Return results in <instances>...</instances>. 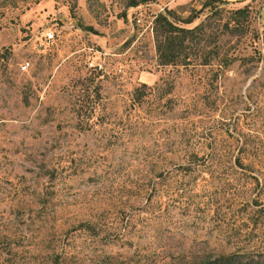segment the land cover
<instances>
[{"label": "rangeland", "instance_id": "374dc122", "mask_svg": "<svg viewBox=\"0 0 264 264\" xmlns=\"http://www.w3.org/2000/svg\"><path fill=\"white\" fill-rule=\"evenodd\" d=\"M130 1L0 0V264H264V0Z\"/></svg>", "mask_w": 264, "mask_h": 264}, {"label": "trees", "instance_id": "16d2710c", "mask_svg": "<svg viewBox=\"0 0 264 264\" xmlns=\"http://www.w3.org/2000/svg\"><path fill=\"white\" fill-rule=\"evenodd\" d=\"M147 0H134L130 1L128 3V6H134L138 3L145 2ZM242 9H235L231 11V21L237 22L240 18V15L242 14ZM168 12H159L155 14L154 19L152 21V35H153V43H154V51L156 56V61L158 65L161 66H187L188 64H191L190 60H187V53H186V46L189 44V41H191L194 38L195 33H203V30L207 26V17H204L203 20L198 22L196 25H194L191 28H185L181 27L175 22L171 21L168 17ZM198 15L192 14L188 15L185 19H183L182 23L188 24L191 23L195 18H197ZM205 46V45H204ZM206 48V47H204ZM209 55L208 51L205 52V55L197 61L195 64L199 65H206L209 64ZM141 86H144V84H141ZM138 91V89H136ZM191 158H200L196 155L192 154L188 159V164H190L192 161ZM238 162V161H237ZM195 164V163H194ZM241 163H239V166ZM181 166V165H179ZM153 193H151L149 196H151ZM50 197V195H49ZM51 207H48L45 202L38 204L37 208L34 210H31L30 212L34 214L35 217H32L34 220L40 222L44 221L47 218V215L50 214ZM149 213H152V209L149 208ZM51 217V215H50ZM235 254L229 253V254H220L216 256L213 259V262L211 264H236L233 260ZM262 257H264V253L262 254Z\"/></svg>", "mask_w": 264, "mask_h": 264}, {"label": "built area", "instance_id": "2783aa9c", "mask_svg": "<svg viewBox=\"0 0 264 264\" xmlns=\"http://www.w3.org/2000/svg\"><path fill=\"white\" fill-rule=\"evenodd\" d=\"M64 26L62 25H54L50 28L49 31H47L46 33L42 34L39 38H38V45H40L41 47H44L45 45L51 43L54 41L55 39V35H57V33H59L61 31V29H63ZM72 28V30L75 31V27H73L72 25H70L68 27V29ZM28 61L27 60H23L20 64H19V69L21 71H25L28 67ZM88 66L91 67V69H95L96 67L98 69H100L101 65L98 63H93L91 61L88 62Z\"/></svg>", "mask_w": 264, "mask_h": 264}, {"label": "crops", "instance_id": "0c3cea01", "mask_svg": "<svg viewBox=\"0 0 264 264\" xmlns=\"http://www.w3.org/2000/svg\"><path fill=\"white\" fill-rule=\"evenodd\" d=\"M69 26H70V24H66V25H64V27H66V29H67Z\"/></svg>", "mask_w": 264, "mask_h": 264}]
</instances>
